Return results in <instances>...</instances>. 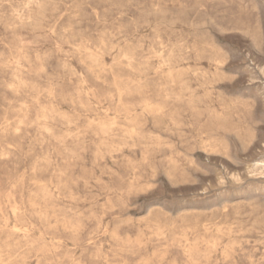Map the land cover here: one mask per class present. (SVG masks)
I'll use <instances>...</instances> for the list:
<instances>
[{"label": "rangeland", "instance_id": "rangeland-1", "mask_svg": "<svg viewBox=\"0 0 264 264\" xmlns=\"http://www.w3.org/2000/svg\"><path fill=\"white\" fill-rule=\"evenodd\" d=\"M0 264H264V0H0Z\"/></svg>", "mask_w": 264, "mask_h": 264}, {"label": "bare ground", "instance_id": "bare-ground-1", "mask_svg": "<svg viewBox=\"0 0 264 264\" xmlns=\"http://www.w3.org/2000/svg\"><path fill=\"white\" fill-rule=\"evenodd\" d=\"M22 44V43H21ZM13 130V129H12ZM19 132V131H18ZM225 180V179H224ZM262 184V183H261ZM13 216V215H12ZM12 235H14V234H12ZM26 237V236H25Z\"/></svg>", "mask_w": 264, "mask_h": 264}]
</instances>
